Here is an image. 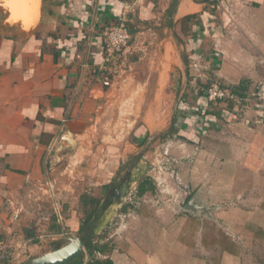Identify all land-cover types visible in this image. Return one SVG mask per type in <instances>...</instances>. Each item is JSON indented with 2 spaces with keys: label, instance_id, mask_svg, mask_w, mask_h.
Listing matches in <instances>:
<instances>
[{
  "label": "crops",
  "instance_id": "crops-1",
  "mask_svg": "<svg viewBox=\"0 0 264 264\" xmlns=\"http://www.w3.org/2000/svg\"><path fill=\"white\" fill-rule=\"evenodd\" d=\"M121 13L131 40L117 61L103 32ZM2 18L0 260L51 248L64 227L47 231L58 227L55 202L66 230L78 231L86 195L99 200L89 224L98 260L264 264V103L237 110L206 96L213 81L244 96L264 79V0H43L31 31ZM168 115L175 137L160 140ZM135 141L170 149L187 189L167 183L137 195L157 177L132 183L142 156L122 174ZM186 194L215 210L185 214ZM26 227L43 228L40 239Z\"/></svg>",
  "mask_w": 264,
  "mask_h": 264
},
{
  "label": "rangeland",
  "instance_id": "rangeland-1",
  "mask_svg": "<svg viewBox=\"0 0 264 264\" xmlns=\"http://www.w3.org/2000/svg\"><path fill=\"white\" fill-rule=\"evenodd\" d=\"M128 31H129V26L126 25ZM184 33V32H183ZM183 33L180 34V36L176 39V42H177V45L181 48L185 45L186 43V40H187V36L186 34L183 35ZM130 40H131V37H130ZM130 40H129V44H130ZM182 52V50H181ZM127 54L124 53L122 54L121 56L118 55V54H111L113 55L115 58L116 57H120L121 59L125 57V55ZM182 54H185L182 52ZM108 55V54H107ZM111 55H108V56H111ZM128 55V54H127ZM126 55V56H127ZM120 58H116L117 61L120 60ZM215 82V81H213ZM221 85V84H220ZM227 88V87H226ZM228 90H230L229 88H227ZM206 91H207V88H206ZM250 93V92H249ZM254 101V100H252ZM255 103H259V102H256L254 101ZM220 103H224V105H227L226 102H220ZM249 103H245L243 105L240 104V106H238V104H236L234 107L239 110L238 108H241V107H246L248 106ZM230 105V104H229ZM241 110V109H240ZM165 124H166V130L169 131L170 129V126H171V120H172V116L168 115V116H165ZM167 131H164L165 133ZM164 132H161L159 134V136H156L158 139L160 140H164L166 138H174V134H169V135H166V136H162L164 134ZM136 142V141H135ZM161 142V141H159ZM137 143V142H136ZM144 141L140 142V143H137L135 144L134 146L128 148L129 152L130 153H127V161H125L124 163H122L120 165V170L122 171V174L127 172L128 170H132L134 169V167L137 168V165L136 163L140 162V157L142 156V160H144L141 164L143 166L138 172L137 171H133L134 173H136V175L139 177H141L140 179L138 177H136V179L132 182L134 183V185H136L137 183H139L141 180H143L144 177H146L145 175L148 174L147 176H155L156 179H158L159 181L165 183V185H167V183L169 184L168 187H177V188H182L183 186L178 184L176 181H175V178H174V173L178 172L177 171V168H176V163L173 161V159L171 158V153H170V149H168L167 147L165 148V146H163V149L160 147L157 148V146H159V144H149V142H147V144H143ZM157 148V149H156ZM123 149V148H121ZM125 149V148H124ZM87 151L86 152H91L92 151V148H87L86 149ZM56 165H60L59 163H56L55 162L52 164V166L50 168H53L55 167ZM86 163L83 162V163H80L78 165L76 164H72L73 168H76L77 167H82L80 168L81 169H84L86 167ZM50 168L47 169V171H50ZM72 168V169H73ZM176 171V172H175ZM144 172V173H143ZM159 172V173H157ZM152 178L151 179V182L154 184V186H158L157 185V180ZM154 181V182H153ZM138 185V184H137ZM161 186V185H160ZM165 187V186H164ZM51 189V188H50ZM187 196H184V203H186L188 201V199L191 197V195H188L186 194ZM181 197V195H180ZM167 199L165 200H170V199H173V194L171 193H167V196L165 197ZM199 199V202L200 204L208 207L207 205H205L201 200L200 198ZM182 203V202H181ZM79 204H83L81 202V198H80V203ZM185 205V204H184ZM52 209H51V216L54 215V218H53V221L56 222L58 225V227H50V228H47V231H54L55 233H58L57 232V229H60L61 226H64L62 227V230L63 232H60V234L62 233L61 237H59L56 241H53L52 243V246L51 248H47L46 251H44L42 254H44L45 252H48V251H51V250H54L62 245H64L66 243V241L64 240V238L66 236H81V232L79 231H76V232H70L69 230H66L68 229L69 227H67L65 225V222L64 220L62 219L61 215H63V203H61L60 205L58 203H53L52 205ZM81 208V206H80ZM209 210L208 212H203L201 210H198L196 213H198L201 217H209V214H210V210L213 209L215 210L214 208H210L208 207ZM82 209V208H81ZM57 210V212H56ZM212 210V211H213ZM56 213V214H55ZM185 214L187 213H190L191 214V211H188V210H185L184 211ZM81 214H82V217H80V223L83 222V219H84V214L81 210ZM56 217H58V223L55 219ZM113 217V216H112ZM119 218V217H117ZM61 225V226H60ZM46 229V228H45ZM41 230H43V228L41 227H26L25 228V231H26V237H28L31 241L34 242V240L37 238V239H40L39 236L41 234ZM65 230V231H64ZM47 231L45 233H47ZM44 233V234H45ZM36 239V240H37ZM50 249V250H49ZM41 254V255H42ZM40 256V255H39ZM34 258L33 256H29L28 258H26L24 260V264H27L28 262L30 263V260ZM83 259H88V254H87V249L85 247V252L82 253L79 257H78V260H83Z\"/></svg>",
  "mask_w": 264,
  "mask_h": 264
},
{
  "label": "water",
  "instance_id": "water-1",
  "mask_svg": "<svg viewBox=\"0 0 264 264\" xmlns=\"http://www.w3.org/2000/svg\"><path fill=\"white\" fill-rule=\"evenodd\" d=\"M42 4L43 0H0L2 25H16L25 31L33 30L40 21ZM65 140L67 142V138ZM66 147L69 151L74 150L76 140L73 139V143L68 140ZM58 149L63 151L62 146ZM184 210L196 213L198 210L208 212L209 208L200 204L197 194H194L185 203ZM64 240V245L32 258L30 264H66L85 252V242L81 236H66Z\"/></svg>",
  "mask_w": 264,
  "mask_h": 264
},
{
  "label": "built area",
  "instance_id": "built-area-1",
  "mask_svg": "<svg viewBox=\"0 0 264 264\" xmlns=\"http://www.w3.org/2000/svg\"><path fill=\"white\" fill-rule=\"evenodd\" d=\"M127 16L126 13H121L117 16L116 21L108 26L103 32V45L106 54H118L122 55L127 52L129 47L130 33L126 27ZM207 99L210 102H226L227 105L232 104V106L238 104V106L248 103L249 101H256L259 103H264V79H260L254 85L252 91L244 96L234 94L226 87H222L218 82H212L206 91ZM176 172V171H175ZM159 173V172H158ZM175 181L181 184V179L179 173H174ZM157 180V185H163V190H166L165 183ZM165 186V187H164ZM182 191L186 190V186L182 185Z\"/></svg>",
  "mask_w": 264,
  "mask_h": 264
},
{
  "label": "trees",
  "instance_id": "trees-1",
  "mask_svg": "<svg viewBox=\"0 0 264 264\" xmlns=\"http://www.w3.org/2000/svg\"><path fill=\"white\" fill-rule=\"evenodd\" d=\"M189 18H191V17H187L185 19H189ZM210 84H208V85H210ZM208 87H206V88H208ZM222 87H224V86H222ZM230 91L233 92L234 94H237L234 89H231ZM230 105H232V104H230ZM172 133H173V129H170L169 131L164 133L162 136H166V135H169ZM154 188H155V186L151 182V180H149L148 178L144 179L143 181H141L138 184L137 195H142L147 189L154 190ZM81 202L83 203V204H81V208H82V212L84 214V219H83V222L80 224L78 231L81 233L85 232V235H83L82 239L85 242V247L87 249V254H88V258H89L88 261H86L84 264H109L108 261H106V260L101 261V260H98V259L93 257V253L95 250H99V251L102 250L101 247H98V245L96 246V244L93 243V241L91 240L92 236H91V233L89 231L90 230V227H89L90 220L96 211V206H97L99 200L96 198H88V196L83 195V196H81ZM82 263H83V261L78 260V257H77V258L73 259L72 261H70L66 264H82ZM0 264H13V263L6 261V260H0ZM19 264H24V263H19ZM27 264H30V263L28 262Z\"/></svg>",
  "mask_w": 264,
  "mask_h": 264
}]
</instances>
